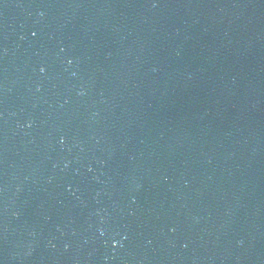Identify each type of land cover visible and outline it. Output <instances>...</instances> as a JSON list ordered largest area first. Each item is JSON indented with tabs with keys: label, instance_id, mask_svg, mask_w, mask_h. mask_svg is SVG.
I'll return each mask as SVG.
<instances>
[{
	"label": "water",
	"instance_id": "95a60500",
	"mask_svg": "<svg viewBox=\"0 0 264 264\" xmlns=\"http://www.w3.org/2000/svg\"><path fill=\"white\" fill-rule=\"evenodd\" d=\"M0 264H264V0H0Z\"/></svg>",
	"mask_w": 264,
	"mask_h": 264
},
{
	"label": "clouds",
	"instance_id": "9594fccd",
	"mask_svg": "<svg viewBox=\"0 0 264 264\" xmlns=\"http://www.w3.org/2000/svg\"><path fill=\"white\" fill-rule=\"evenodd\" d=\"M41 71H43V69H41Z\"/></svg>",
	"mask_w": 264,
	"mask_h": 264
}]
</instances>
